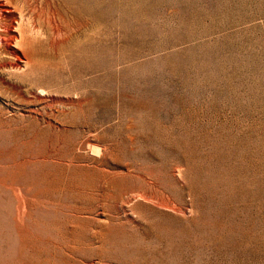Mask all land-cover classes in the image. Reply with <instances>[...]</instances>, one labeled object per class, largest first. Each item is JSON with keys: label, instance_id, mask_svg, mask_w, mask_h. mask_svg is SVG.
<instances>
[{"label": "rangeland", "instance_id": "rangeland-1", "mask_svg": "<svg viewBox=\"0 0 264 264\" xmlns=\"http://www.w3.org/2000/svg\"><path fill=\"white\" fill-rule=\"evenodd\" d=\"M0 7V264H264V0Z\"/></svg>", "mask_w": 264, "mask_h": 264}, {"label": "bare ground", "instance_id": "bare-ground-1", "mask_svg": "<svg viewBox=\"0 0 264 264\" xmlns=\"http://www.w3.org/2000/svg\"><path fill=\"white\" fill-rule=\"evenodd\" d=\"M8 11V9H5L4 7H0V18H1V21L2 20H5L6 19V12ZM22 18V17H21ZM19 20V19H18ZM18 20H16L17 21V23L19 22ZM10 21V20H9ZM24 21V20H23ZM4 22V21H3ZM12 23L11 24H8V25H10V26H8V28H7V33H5V35H2L1 34V32H0V43H2V44H4L5 45V47H7V48H12V46H16L18 49H13L12 48V53L16 56V58H17V60L18 61H27V60H25V59H29V54H28V52L23 48V47H19V45L20 46H23V44H22V39L20 40L21 42H19L18 40H19V38H20V36H19V34L17 33V29H16V25L15 24H13L14 23V21H11ZM1 23V22H0ZM8 23V22H7ZM5 24V23H4ZM3 24V25H4ZM2 25V26H3ZM7 25V24H6ZM6 27V26H5ZM4 28V27H3ZM20 28H22V26L20 27ZM24 28V27H23ZM23 28H22V30H23ZM0 30H3V29H0ZM5 30H6V28H5ZM18 30L20 31V29L18 28ZM25 30V29H24ZM22 32V31H21ZM4 34V33H3ZM21 34V33H20ZM22 35V34H21ZM26 38V37H25ZM17 45H16V44ZM27 45H29V44H27ZM2 47V46H1ZM3 48V47H2ZM28 49H29V47H27ZM4 51V50H3ZM31 52V51H30ZM31 54H32V52H31ZM30 54V55H31ZM2 55V54H1ZM1 58V57H0ZM12 59H13V57H11V61H12ZM3 60V59H2ZM8 60V59H7ZM16 60V61H17ZM14 61H15V59H14ZM29 61V60H28ZM1 62V61H0ZM10 62V61H9ZM13 62V61H12ZM32 62V61H31ZM16 63V62H15ZM0 64H3V63H0ZM12 64V63H11ZM27 64H28V62H27ZM30 64V63H29ZM7 65L8 64H6V67H7ZM18 65H20V64H18ZM17 65V66H18ZM4 66V65H3ZM9 66V65H8ZM12 66V65H11ZM15 66V65H14ZM20 68L22 67V65L21 66H19Z\"/></svg>", "mask_w": 264, "mask_h": 264}]
</instances>
